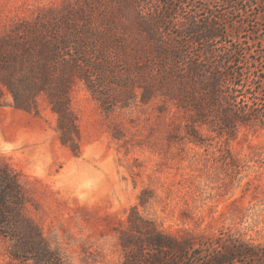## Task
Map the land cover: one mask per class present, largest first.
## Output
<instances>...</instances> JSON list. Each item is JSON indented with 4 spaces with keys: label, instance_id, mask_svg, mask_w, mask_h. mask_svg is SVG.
<instances>
[{
    "label": "rangeland",
    "instance_id": "374dc122",
    "mask_svg": "<svg viewBox=\"0 0 264 264\" xmlns=\"http://www.w3.org/2000/svg\"><path fill=\"white\" fill-rule=\"evenodd\" d=\"M64 1L0 0V36ZM204 1H214L222 11L226 46L240 55L234 68L246 73L242 90L259 92L264 1L249 6L238 0L236 8ZM7 102L0 107V165L26 189L27 213L61 264H150L155 251L145 246L140 254L137 238L152 225L169 238L190 242L185 264H210L239 248L258 257L235 254L231 264H264V127L259 123L240 126L234 138L206 128L203 141L193 143L176 128L185 124L176 109L170 116L156 106L108 114L78 84L71 107L79 147L72 150L63 145L58 116L45 98L38 114L14 108L9 96ZM262 103L255 101L256 108ZM11 246L0 241V264H19L10 257Z\"/></svg>",
    "mask_w": 264,
    "mask_h": 264
},
{
    "label": "trees",
    "instance_id": "16d2710c",
    "mask_svg": "<svg viewBox=\"0 0 264 264\" xmlns=\"http://www.w3.org/2000/svg\"><path fill=\"white\" fill-rule=\"evenodd\" d=\"M257 1L241 0L249 6ZM213 2L66 0L59 7L43 8L0 36V107L8 104L9 96L14 108L38 114L39 100L45 98L58 116L63 145L72 150L79 147L71 107V92L78 84L108 114L156 106L162 116H170L176 109L185 121L176 128L193 143L203 141L206 128L234 138L240 126L264 127V87L259 92L242 90L246 73L234 68L240 55L226 46L228 34L219 24L224 16ZM220 2L233 8L239 3ZM255 101L263 102L260 109ZM28 203L17 176L0 165V241L11 242V259L61 264L28 215ZM137 240L142 243L140 254L145 246L155 251L150 264H185L191 256L189 241L169 238L155 225ZM226 252L229 258L210 264H231L235 254L258 257L244 248Z\"/></svg>",
    "mask_w": 264,
    "mask_h": 264
}]
</instances>
